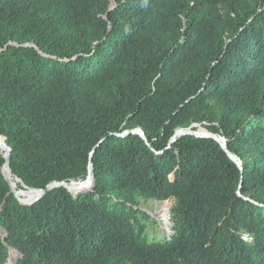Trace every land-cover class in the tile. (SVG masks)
Instances as JSON below:
<instances>
[{
    "label": "trees",
    "instance_id": "1",
    "mask_svg": "<svg viewBox=\"0 0 264 264\" xmlns=\"http://www.w3.org/2000/svg\"><path fill=\"white\" fill-rule=\"evenodd\" d=\"M3 140L0 264H264V0H0Z\"/></svg>",
    "mask_w": 264,
    "mask_h": 264
},
{
    "label": "water",
    "instance_id": "2",
    "mask_svg": "<svg viewBox=\"0 0 264 264\" xmlns=\"http://www.w3.org/2000/svg\"><path fill=\"white\" fill-rule=\"evenodd\" d=\"M193 129H197V131H193ZM200 130H203V131H204V129H203L201 126L194 125V126H192L190 129H185V130H180V131H178L177 134H176V138H177V137H180V136H182V135H191V136H195V137L212 138V139H215V140L218 141V142H222V144H223V149H224L225 151H227V150H226V144H225V141H224L223 139H221V138H216L215 136L208 134V132H207L206 134L199 133ZM138 134H140V135L143 136V133H142L141 130L138 131ZM3 141H4V147L2 148V146H1V144H0V148L3 149V150H7V146H6V144H5V140H3ZM229 156H230V158H231L234 162H238V163H239V161L237 160L236 157H234V156H232V155H229ZM6 168H8V169L10 170L9 159H8V163H7ZM6 168H5V169H6ZM93 172H94V169H93V166H91V168H90V173H89V177H88V179H87L86 182H83V183H75V184L68 185V186L63 185V184H55V185H53V186L66 187V188H68V189H69L70 191H72V192H73V191H76V192H77V191H81L82 189L87 188V187L90 185V183H91V181H92V179H93ZM6 178H7V176H6ZM7 180H8V178H7ZM9 183H10V182H9ZM11 188H12V191L15 192V190L13 189L12 186H11ZM15 193H16V192H15ZM27 193H31V194H33V195H32V196H29L27 199H23V198H21V194H20V193H16V196H17V198L19 199L20 202L25 203V204H32V203L36 202L37 200H39V199L45 194V191H31V192H27ZM24 194H25V193H24Z\"/></svg>",
    "mask_w": 264,
    "mask_h": 264
},
{
    "label": "rangeland",
    "instance_id": "3",
    "mask_svg": "<svg viewBox=\"0 0 264 264\" xmlns=\"http://www.w3.org/2000/svg\"><path fill=\"white\" fill-rule=\"evenodd\" d=\"M173 202L141 201L140 208L149 213L159 223V228L168 232V224Z\"/></svg>",
    "mask_w": 264,
    "mask_h": 264
},
{
    "label": "bare ground",
    "instance_id": "4",
    "mask_svg": "<svg viewBox=\"0 0 264 264\" xmlns=\"http://www.w3.org/2000/svg\"><path fill=\"white\" fill-rule=\"evenodd\" d=\"M205 134V133H203ZM8 180L10 179V174H9V169H8V174H7Z\"/></svg>",
    "mask_w": 264,
    "mask_h": 264
}]
</instances>
